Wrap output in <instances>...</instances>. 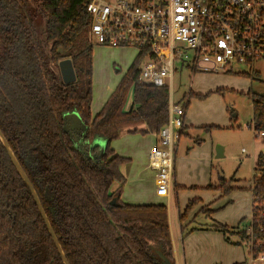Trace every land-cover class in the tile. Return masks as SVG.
<instances>
[{
  "label": "trees",
  "instance_id": "1",
  "mask_svg": "<svg viewBox=\"0 0 264 264\" xmlns=\"http://www.w3.org/2000/svg\"><path fill=\"white\" fill-rule=\"evenodd\" d=\"M89 2L0 0V130L31 181L69 264H163L160 254L175 264L166 205L132 206L120 201L126 183L121 167L130 160L111 147L123 131L160 133L169 120V91L140 80L137 57L100 113L92 116ZM38 15L43 18V39L37 32ZM65 60L72 62L76 75L69 84L58 71ZM131 88L133 103L126 111ZM247 96L252 99L253 131L259 137L264 135V93L249 91ZM192 98L206 96L189 93L186 110ZM74 112L87 127L86 143L97 138L107 142L97 162L64 132V117ZM254 172L248 230L218 223L213 227L227 241L237 236L251 245V256L257 259L264 255L263 153ZM115 184L120 186L112 191ZM209 189L223 198L236 188L219 177V185ZM197 203H189L185 217ZM208 207L202 212L211 216ZM0 264H63L1 141Z\"/></svg>",
  "mask_w": 264,
  "mask_h": 264
},
{
  "label": "built area",
  "instance_id": "2",
  "mask_svg": "<svg viewBox=\"0 0 264 264\" xmlns=\"http://www.w3.org/2000/svg\"><path fill=\"white\" fill-rule=\"evenodd\" d=\"M89 1L92 45L138 49L140 80L169 91V120L155 134L148 157L156 194L169 199L186 114L185 103L173 101L175 75L188 69L193 76L237 73L258 79L256 65L264 62V0ZM257 261L264 262V255L250 264Z\"/></svg>",
  "mask_w": 264,
  "mask_h": 264
},
{
  "label": "rangeland",
  "instance_id": "3",
  "mask_svg": "<svg viewBox=\"0 0 264 264\" xmlns=\"http://www.w3.org/2000/svg\"><path fill=\"white\" fill-rule=\"evenodd\" d=\"M36 26L39 38L43 39V18L41 15L36 17ZM93 104L92 109L94 113H98L105 102L108 100L111 91H113L121 79L127 74L128 70L136 60L139 51L136 48H113L104 46H93ZM57 70V69H56ZM256 70L259 71V78L255 80H249L243 74H197L195 77L188 71V69H183L182 74H176L173 84L174 94L173 101L175 104H186L190 93H196L198 91L197 79L202 81L205 85V89L208 85L219 86L216 83L207 84L209 78L215 79L213 82L225 81L224 84L219 89L221 90H211L207 92V97L212 98L214 95H218L219 101L213 99L209 108L210 111L219 113L215 117L218 119V124L214 127L195 129L189 132L190 136L183 134L180 137V141L175 154V168L177 169V176L186 177L187 180L194 179V173L192 171H198L199 175L203 176V164L199 162L204 156L203 152L207 146L212 144L214 149L213 159L208 163L207 167L210 172V177L212 184L215 186L219 185V177L226 181H230L231 185L235 187L233 195H237L239 199L234 200L231 204H225L229 200H223L224 198H218L212 203L213 212L212 219L215 222H228L233 217V210L229 207L234 206L236 208L238 205H242L248 208V212L244 215V218L239 224L241 231L247 230L251 223L252 214V188H253V178L255 176L254 169L256 167L257 159L261 153L264 154V139L253 131V108L252 99L247 96V93L251 90L252 93L257 95H262L264 93V62H259L256 65ZM59 71V70H58ZM193 78V80H192ZM194 84V85H193ZM233 87V88H231ZM215 89V88H214ZM224 89V90H223ZM228 89V90H227ZM222 91V93H217ZM133 89L129 91V96L127 104L132 103ZM194 98H192L193 100ZM221 104L220 109L218 104ZM127 106V105H126ZM203 114L196 116V122L193 124L198 127L196 123H199L198 117H203L205 115L204 109H201ZM200 110L197 109L196 113ZM212 115H207L210 117ZM251 125L252 128L249 129L248 126ZM147 135L142 133H130L125 136L119 137L117 140L113 141L111 147L118 146V150L126 155H134V149L140 143V148H143L147 144ZM156 136V135H155ZM140 140V141H139ZM197 141L201 142L196 144ZM194 146V147H193ZM193 147V148H192ZM200 149L197 151V149ZM195 152V153H194ZM188 154V156L186 155ZM124 156V155H123ZM187 156L189 159L185 161L184 158ZM132 158L131 167V179L127 181L125 186V191L134 194V158L131 156H125ZM194 157L200 160L194 159ZM184 166L178 168L180 165ZM149 166V161H148ZM150 168V167H149ZM192 170V171H190ZM175 186V183H174ZM156 194V189L154 190ZM206 191L205 189H197V187H191L183 189L181 187H174L172 191V199L168 201L167 199H160L158 203L164 202L170 212L172 219V230L173 233H177L180 230V224L183 225L187 221L189 215L195 214L194 221L188 226L189 229L193 227L201 226L202 224H210L213 222L207 219V215L198 212V207L200 206V201L188 211L186 217L187 208H182L185 199L189 198L194 192ZM209 191V190H208ZM185 192H188L186 197ZM178 193V195H177ZM220 194V192H219ZM157 195V194H156ZM158 197V196H157ZM220 197V196H219ZM159 198V197H158ZM179 198V199H178ZM196 200V199H194ZM192 200V201H194ZM233 201V200H232ZM169 202V204H168ZM191 202V201H190ZM186 204L189 206V203ZM187 206V207H188ZM186 207V206H185ZM181 216H184V220L181 221ZM210 218V216H209ZM180 222V223H179ZM183 222V223H181ZM217 224V223H216ZM220 224V223H218ZM225 224V223H224ZM183 229L184 236H187L188 232ZM257 264H264V262H256Z\"/></svg>",
  "mask_w": 264,
  "mask_h": 264
},
{
  "label": "crops",
  "instance_id": "4",
  "mask_svg": "<svg viewBox=\"0 0 264 264\" xmlns=\"http://www.w3.org/2000/svg\"><path fill=\"white\" fill-rule=\"evenodd\" d=\"M93 63H94V60H93ZM179 74H182V72H180ZM199 79L200 78L197 79L196 83L192 81L194 84H197L198 91L196 93L195 92L193 93L192 89H190V93L194 95H199V96H206V98L203 100H198V99L190 100V106L186 110V114L184 118V128L182 129L181 135L186 134L190 136L189 134L190 131L193 132V130L198 129V128L201 129V128L214 127L215 125L218 124V121H217L218 119L215 117V115L220 114L221 112L213 113V111H210L208 107H210L211 101L213 99H216L219 101V97L218 95H214V97L209 98L207 97V92L208 91L210 92L211 90H217V89L221 90L219 88L222 87L224 84H226L228 80L220 81V82H213L215 81V79L209 78L207 80V84L216 83L219 86L211 87L213 85H208V87L205 89L204 87L205 85H203L202 81ZM113 91H111L110 96L113 93ZM132 103H133V96H132ZM132 103L127 104L126 111H128L131 108ZM92 104H93V100H92ZM216 106H218L220 109L222 108L220 103ZM197 109L200 110L198 113H196ZM201 109H204L205 115L203 117L197 118L199 119V123H196V124L199 126L195 127L193 124L196 122V116L203 114V112H201L202 111ZM91 111H92L93 117L97 116L100 113V111L98 113H94L92 106H91ZM207 115H212V116L207 118L206 117ZM127 134H130V133H128L127 131H123L121 136H125ZM146 135H147L146 136L147 144L143 148H140V143H138L137 147L134 149L133 156L122 153L121 151L118 150V146H114L112 148L118 156H121V157H124L130 160L128 163H126L125 165L121 167V173L123 177L125 178L126 183L122 187L120 201L127 205H132V206L165 205L164 202L158 203V200L162 198H158L154 191L156 189V174L152 172L148 166V157H149L151 150L155 147L157 143V137L155 136V134H146ZM198 150L200 149L198 148L197 151ZM202 152L204 154V156L202 157V160H200L197 157H194V159L200 160L199 162L203 164L202 166L203 176L199 175L198 171L190 170L195 175L194 179L187 180L186 177L178 178L177 169L175 168L173 186L171 189L170 197L169 199H167L168 201H171L172 195H173L172 194L173 188L177 186L183 189H187L191 187H195V188L197 187V189H205L206 191L196 192L195 195L193 192L191 196H189L188 199L187 198L185 199V203H183V207H182L183 209L187 208L188 205L186 204L196 199L200 201L199 203L200 206L198 207L197 211L198 212L200 211L201 213H203L202 212L203 208L210 206V205L212 206V203L215 200H218V198H220L219 192L209 189L210 186H215L214 184H212L210 172L207 167L208 163L213 159V156H214V149H213L212 144L208 145L205 151H200V153ZM186 155L188 156V154ZM125 156H131L134 158V194L133 195L124 190L127 184V181L129 180V178L130 179L132 178L131 177V167H132V162H133L132 158L125 157ZM187 156H185L184 158V163L185 161H188L189 159L188 158L189 156L188 157ZM182 166H184V164L180 165L178 168L181 169ZM174 183H175V186H174ZM119 186L120 185L115 184L113 186L112 191L117 190ZM187 195H188V192H185V195H183V197H186ZM223 198H224L223 200H229L225 204H231L232 202H234V200L239 199L237 195H233V192ZM212 207H208V210L213 212ZM233 207L234 206L229 207L231 210L234 209L233 210L234 215L231 220H228V222H223L222 224L221 222H215V220L211 218L212 215L209 218V216L206 213H203L205 214V216L207 215L206 217L207 219H209L210 222L211 220L213 222H211L210 224H202L201 226L190 228V230L187 231V229H189V226H190L189 224L194 221V217H195V214H191L189 215L187 221L183 223V225L180 224V230L177 231L176 234L173 233L172 219H171L170 212L168 211V220H169V226H170V234H171L172 247H173V257H174L175 264H250L252 260L251 251H250L251 245L245 242H242L241 239L237 236H229V241H227L224 234L215 230L213 227L216 223H220V225L227 226L232 229L241 230L239 228V224H241V220L244 218V215L246 214V212H248V208L242 205H238L236 208H233ZM184 228H186L185 230L188 232L187 236H184V231H183Z\"/></svg>",
  "mask_w": 264,
  "mask_h": 264
},
{
  "label": "water",
  "instance_id": "5",
  "mask_svg": "<svg viewBox=\"0 0 264 264\" xmlns=\"http://www.w3.org/2000/svg\"><path fill=\"white\" fill-rule=\"evenodd\" d=\"M59 72H60V79L66 83H72L76 80V75H75V71L72 65V62L69 60H65L62 61L59 64ZM64 132L68 133L70 135V137L72 138L73 142L75 144H79L81 137L83 135V133H85L87 127L86 125L83 123L80 115L76 112L71 113V114H67L64 117ZM0 141L2 142L4 148L6 149L8 156L10 158V160L12 161L14 167L16 168L17 172L19 173V175L21 176V178L23 179V181L26 183V185L28 186L32 197L35 201L36 206L38 207V210L41 214V217L47 227V230L53 240V243L58 251L59 256L61 257V260L63 262V264H69L63 249L58 241V238L50 224V221L48 219V216L40 202V199L31 183V181L29 180L28 176L26 175L24 169L22 168V166L20 165V163L18 162L15 154L13 153L8 141L6 140L5 136L3 135L2 131L0 130ZM86 147H88L89 151H92L96 148H100V152L98 155H92L91 158L97 162L98 159H101V157L104 155L105 152V148L107 146V142L103 139L97 138L94 141L85 144ZM112 205H116V198H114ZM160 258L162 260L163 264H172L170 261H168L164 256H162L160 254Z\"/></svg>",
  "mask_w": 264,
  "mask_h": 264
},
{
  "label": "flooded vegetation",
  "instance_id": "6",
  "mask_svg": "<svg viewBox=\"0 0 264 264\" xmlns=\"http://www.w3.org/2000/svg\"><path fill=\"white\" fill-rule=\"evenodd\" d=\"M83 137H84V133H83V135H82V137H81V140H80V142H79V144H75L79 149H81L85 154H87L88 156H92V155H98L99 154V152H100V148H96V149H94V150H92V151H89L88 150V147H86L85 146V144H87L85 141H84V139H83ZM72 139V138H71ZM73 141V140H72ZM100 159H98L97 161H99Z\"/></svg>",
  "mask_w": 264,
  "mask_h": 264
}]
</instances>
